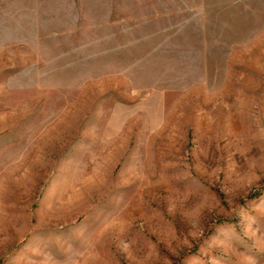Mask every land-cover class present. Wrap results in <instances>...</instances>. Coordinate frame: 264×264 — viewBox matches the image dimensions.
<instances>
[{
	"label": "rangeland",
	"instance_id": "rangeland-1",
	"mask_svg": "<svg viewBox=\"0 0 264 264\" xmlns=\"http://www.w3.org/2000/svg\"><path fill=\"white\" fill-rule=\"evenodd\" d=\"M0 264H264V0H0Z\"/></svg>",
	"mask_w": 264,
	"mask_h": 264
}]
</instances>
